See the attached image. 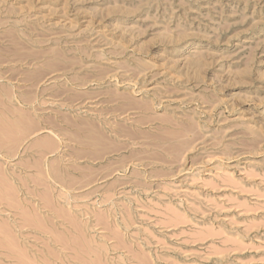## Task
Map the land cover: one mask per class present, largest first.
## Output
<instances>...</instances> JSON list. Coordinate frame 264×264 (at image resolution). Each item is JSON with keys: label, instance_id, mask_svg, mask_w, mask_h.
Returning <instances> with one entry per match:
<instances>
[{"label": "rangeland", "instance_id": "374dc122", "mask_svg": "<svg viewBox=\"0 0 264 264\" xmlns=\"http://www.w3.org/2000/svg\"><path fill=\"white\" fill-rule=\"evenodd\" d=\"M0 264H264V0H0Z\"/></svg>", "mask_w": 264, "mask_h": 264}]
</instances>
